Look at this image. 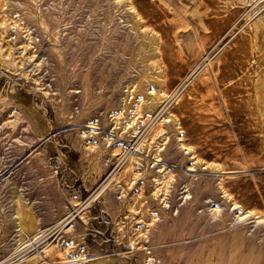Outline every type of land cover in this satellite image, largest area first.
<instances>
[{
  "label": "rangeland",
  "instance_id": "rangeland-1",
  "mask_svg": "<svg viewBox=\"0 0 264 264\" xmlns=\"http://www.w3.org/2000/svg\"><path fill=\"white\" fill-rule=\"evenodd\" d=\"M131 9L157 34L142 77ZM205 174L221 179L197 189ZM221 183L257 217L188 234L219 217ZM263 216L264 0H0V264H184L205 238L215 261Z\"/></svg>",
  "mask_w": 264,
  "mask_h": 264
},
{
  "label": "bare ground",
  "instance_id": "bare-ground-1",
  "mask_svg": "<svg viewBox=\"0 0 264 264\" xmlns=\"http://www.w3.org/2000/svg\"><path fill=\"white\" fill-rule=\"evenodd\" d=\"M131 21H132L131 23H132L133 28L140 35V39L138 41L136 51H139L140 48L147 46V44L145 42L146 40L150 41V44H148L149 45L148 50L150 52L148 54H145L142 57V67H141V71L139 73L140 77H142V76H144L145 71L149 68V58H151L155 54V52L157 51V40H156L157 34L153 30H151L152 28L147 29V30L141 28L140 17L138 16V14L135 12L134 9H131ZM157 67H158V65H157ZM147 81L148 82H155L156 85H154L153 89L151 88L150 92H146L143 94V101L142 102L146 108L155 106V104L160 102L164 97V93H162L160 90V87L162 85L163 80L158 78L157 75L153 74V75H151V76L149 75L147 77ZM169 116L170 117L167 119V121L169 123H173L175 121V116L173 114H170ZM187 150L192 151V147L188 146ZM202 160L203 159L198 158L199 162H201ZM206 167H207L208 172L209 171L212 172V171H217L218 169H220L221 165L217 162H211L208 165H206ZM219 178H220V175L205 174L203 176L198 175L194 179L191 178V180H192V182H194L195 187L198 189L203 185V182H200L201 179L204 180V185H207V184H210L211 182H216ZM221 188H222L221 198L223 199L224 204L222 205V208L219 211V217H215L212 220H208L206 223H200L198 226H191V230L188 232V234L197 232L200 235H203L204 233L209 232L210 229H212L213 227H217V226L226 224L228 222V218H231V220L236 221V220H239L242 218L244 219L247 216L249 217V215H255V213H257L256 211L252 212L253 210H251L246 215H244V213H243V215L238 213L237 216H233V213L230 212L231 210H230L229 205H228V203L232 199L231 194L225 188H223L222 183H221ZM232 202L234 204L236 203V202H234V200ZM250 223H252V222H250ZM255 225L256 226L249 227V228L245 225L244 227H242L240 229H235L234 231H232L230 233H228V231L223 232V236L221 237V240L218 244L219 253H218L215 261H212V254H213L214 247L209 245V243L212 239L205 238V239L197 240L195 243L187 245V250L186 249L184 250L185 247H183L184 252H187V253H184V254H186L185 258L183 257L185 260V263L187 262V264H188V262L192 256H197L199 258H202L203 260H206L207 262H210L211 264H225V255L228 253L229 249L233 245L232 254L234 255L235 258L239 257L240 255H244V257L242 258L244 263H246V264L247 263L260 264L261 256L263 254L262 246L256 245L255 243H252L245 253L241 251L242 245L245 243L246 239L250 238L253 234H257L260 231L264 232V220L257 222V224H255ZM20 226L24 227L23 224H20ZM207 229H209V230H207ZM180 245H182V244H180Z\"/></svg>",
  "mask_w": 264,
  "mask_h": 264
}]
</instances>
